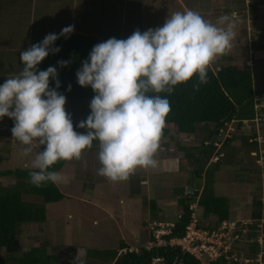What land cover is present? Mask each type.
Masks as SVG:
<instances>
[{"label": "rangeland", "instance_id": "374dc122", "mask_svg": "<svg viewBox=\"0 0 264 264\" xmlns=\"http://www.w3.org/2000/svg\"><path fill=\"white\" fill-rule=\"evenodd\" d=\"M141 1H144V7L139 6ZM189 1L194 2L192 6L182 5L179 0H77L75 9L78 14L74 19L61 12L56 0V5L47 7L51 12L48 25L33 31V34L38 38L44 32L61 31L64 27L72 25L74 33L93 35L102 42L109 38L127 39L136 30L143 33L148 29L161 27L175 11L200 8L198 2L202 0ZM212 5L214 9L211 13L201 16L214 24L221 16L230 17L235 8L238 15L236 20L230 18L236 31L231 50L226 55L218 56L211 66H220L232 61L236 64L251 65L253 90L258 94L261 109L264 107V0H212ZM64 10H70V6L67 5ZM124 23L125 26H121ZM0 30V80H4L22 72L23 64L19 55L24 40L19 38L18 47L14 50L9 45V40L4 38L11 30ZM91 100L66 99L65 110L72 123L87 119L91 112ZM259 112L260 115L254 121H246L241 127V132L247 136L251 137V134L256 132L257 150H252L253 153L250 154V148L236 142V165L233 163V169L223 167L220 172L215 173L217 185L213 186L218 195H225L230 201H236V209H230L231 216L234 214L230 219L235 222L236 233L240 230L239 238L243 241L234 243L235 240L231 239L232 233L231 237L228 236L227 244L232 247L234 243L236 255L241 258L247 256V264H264V217L259 221L251 217L255 210L252 200L255 198H259L263 204L261 213L264 215V112ZM7 118H0V170L32 169L30 164L33 156L25 157L21 154V149L25 146L13 140L7 127ZM174 133L175 128L170 125L167 135L162 136L156 157L176 158L179 162L178 174H150L148 169L138 168L128 180L111 182L97 174L101 167L98 161V141H93V144L96 142L95 147L83 152L81 160L66 161L59 173L68 177V182L56 184L64 198L45 206L44 222L23 223L18 226L17 246L0 247V264L7 257H20L30 248L40 246H43L47 253L65 256L69 262L93 263L95 260L85 254L89 249H117L120 242L128 244L130 249H137L138 245L145 243L149 232L155 233L161 226L162 229H167L169 223L176 221L179 215L177 197L173 191L189 186L187 183L191 178L192 166L188 160L180 158L179 147L199 145L203 136V133H198L193 137L178 136L170 140ZM40 148L37 146L34 152L40 151ZM227 153H230L229 148L225 150L226 155ZM158 166H161V163L156 167ZM12 179L0 177V184L7 185ZM144 179L146 183L142 187L140 181ZM200 181L202 184V179ZM222 183L227 185L226 189L221 186ZM232 184H236V188L231 186ZM151 199L161 211L155 220L151 219L148 205ZM193 207H196L195 204ZM201 213L202 209L196 207L195 215L198 219L201 218ZM201 220L205 226H213L217 221L215 216ZM255 222L258 231H254L250 241H259L261 253L254 257L244 240L250 231L248 227ZM154 244L161 245V239L157 243H146V247Z\"/></svg>", "mask_w": 264, "mask_h": 264}, {"label": "clouds", "instance_id": "9594fccd", "mask_svg": "<svg viewBox=\"0 0 264 264\" xmlns=\"http://www.w3.org/2000/svg\"><path fill=\"white\" fill-rule=\"evenodd\" d=\"M73 31L74 26H66L59 36L50 33L20 52L22 72L0 84V118L14 121L13 140L25 146L23 156H33L29 179L37 187L67 183L68 177L49 169L59 161L81 160L93 141H98L101 165L97 174L111 182L128 180L138 168L156 167L171 111L169 100L159 93L171 94L175 86L194 76L200 84L207 83V70L231 50L236 36L229 16L219 17L214 24L185 9L173 12L156 29L136 30L127 39L109 38L96 44L76 73L79 86H90L95 93L90 115L78 124L87 130L83 134L74 130L65 110L66 97L56 90L60 87L56 68H36L50 51H60L51 45ZM68 63L58 62L61 67ZM50 77L56 80L54 89L49 88ZM37 146L43 150L34 152Z\"/></svg>", "mask_w": 264, "mask_h": 264}, {"label": "trees", "instance_id": "16d2710c", "mask_svg": "<svg viewBox=\"0 0 264 264\" xmlns=\"http://www.w3.org/2000/svg\"><path fill=\"white\" fill-rule=\"evenodd\" d=\"M253 10V8H252ZM61 31H52L35 38L29 43L28 49L43 41L46 35L55 33L59 36ZM102 41L93 35L81 33H71L69 36H60L51 48H59L60 51L49 55L36 66L37 71H44L47 68L55 67L57 70L56 79L59 80L60 87L56 89L63 94L66 99H93L95 93L88 87H81L77 83L76 73L82 68L83 62L87 61L92 48ZM59 61H68L66 67H61ZM4 80H0L3 84ZM71 85V90L68 86ZM49 88H56V80L49 78ZM156 95L155 93H149ZM166 97L171 105V111L166 118L163 130V137L169 132V126L173 125L176 135L193 137L198 133H203L199 145L192 147H179L180 158L186 159L192 166L190 180L185 187L176 188L173 193L177 197V209L179 215L169 233L161 236L164 242L161 245L154 244L146 247V243H156L152 232H149L144 244L138 245L137 249L130 250V246L125 242H120L117 249L87 250L86 255L95 260L93 263L69 262L65 256L47 253L43 246L32 247L20 257H7L1 264H201L192 254L181 249L178 244L170 245L169 241L174 238H182L185 235L186 227L192 220L195 210L190 206L195 204L202 209L201 218L197 217V225L200 228L209 230L216 229L221 223L230 222V202L226 196L217 195L213 189L215 173L223 165L234 163L231 152L225 154L229 145L236 141L250 150H257L256 132L247 136L241 132V127L247 122L254 121L264 112V107L260 109V102L253 90L252 72L247 65L224 64L218 70L211 66L207 70V83L200 84L198 76H194L190 81L174 87L171 94L167 92L159 93ZM233 122L234 131L227 138L222 146L215 152L216 147L208 141L215 139L226 124ZM79 123H73L74 130L78 133L86 134V129H80ZM14 121L7 118V127L11 131ZM96 143V142H95ZM94 143V144H95ZM93 144L92 147H95ZM43 150V146L40 151ZM237 150V148H236ZM222 153L216 161H211L214 154ZM256 156V155H255ZM264 159V158H263ZM66 161H59L49 171L59 172ZM246 170V169H244ZM33 169L17 168L13 170H0V177H12L11 183L0 184V247L12 248L17 246L16 230L23 223H42L46 220L45 206L49 203L58 202L64 198L56 184L46 182L40 187L30 183L29 174ZM195 179H202V184L193 187ZM254 211L251 217L254 220H261L264 215L261 213L263 204L258 199H253ZM151 219L158 218L160 209L154 200H149ZM196 209V208H195ZM215 216L217 221L213 226L202 225L201 219H208ZM264 228V221H263ZM250 230L244 240L249 245L250 252L254 257L261 253V245L258 240H251L254 231H258L256 222L248 227ZM264 230V229H263ZM240 235V230L237 231ZM238 237L234 243L243 241ZM250 241V242H249ZM232 244L229 255H236V246ZM240 255V254H238ZM242 256V255H240ZM236 261L228 262L220 258L211 264H247V256L241 258L237 256Z\"/></svg>", "mask_w": 264, "mask_h": 264}, {"label": "crops", "instance_id": "0c3cea01", "mask_svg": "<svg viewBox=\"0 0 264 264\" xmlns=\"http://www.w3.org/2000/svg\"><path fill=\"white\" fill-rule=\"evenodd\" d=\"M70 1H72V3ZM179 1L181 2L182 5H185V6H192L194 3L193 1H189V0H179ZM8 2H9V4H7ZM76 2H77V0H58L57 5L60 7L61 12L65 13V14H69L71 16V18L73 17L75 19L76 15L78 14V11L75 9ZM186 3H187V5H186ZM204 3H206V5H204ZM142 4H143V6H142ZM188 4H190V5H188ZM201 4H203L202 7H201ZM54 5H56V0H0V29L4 28V29H10L11 30L10 33H8L4 36V38L9 40L8 41L9 45L12 48H14V50H16L18 47L19 38H20V39L24 40V45L22 47H20L21 52L27 50L29 43L36 38V37H34L33 31L46 27L48 25V22L51 20V12H50V9H48L47 7L48 6H54ZM67 5L70 6V10L65 11L64 8L67 7ZM139 6L144 7V1H141L139 3ZM198 6H200V8L199 7H192V9H194V11L200 13L201 15L209 14L214 9V7L212 5V0L199 1ZM245 9L248 10L247 7H245ZM236 11L237 10L235 8L230 13V18L232 20H236V18H237L238 14L236 13ZM217 13H219V12H217ZM139 14H140V12H139ZM3 26H5V27H3ZM121 26H125V23ZM54 31H58V30H54ZM47 33H49V32H44L40 36L47 34ZM72 33H74V32H72ZM232 62H234V61H232ZM232 62H229L228 64L236 65V63H232ZM239 65H243V64H239ZM220 66H218V64H215V66H211V67L213 69L215 68V70H218ZM248 66L251 69V65L248 64ZM257 99L259 100L258 96H257ZM259 102H260V100H259ZM171 136H170V140L176 139V138H178V136H185V135H176L174 133ZM161 148H164V147H161ZM231 148H235V150L232 153H234L233 159H234V163L236 165V161H235L236 160V157H235L236 141L232 142L229 145L230 152L232 150ZM252 153H253V151L250 152V154H252ZM156 160L158 161L157 165L159 163H161V166H158V168L157 167L148 168L150 174H152V173H156V174H160V173L173 174V173H175V174H178L179 162H177L176 158H174L173 156H168V157L166 156V158L164 157L162 159H160V157H158V158L156 157ZM223 167L225 169H229V170L233 169L231 164L223 165V166H221L220 169L222 170ZM161 169H162V171H161ZM220 169L216 173L220 172ZM196 180H197V182H195V183L193 182V187H196L197 184L201 183V181H200L201 179H196ZM198 181H200V182H198ZM145 183H146L145 179L140 181V185L142 187L145 186ZM216 185H217V182L214 179L213 186L215 187ZM221 186L224 189L227 188V185H225L224 183H222ZM231 186L236 188V184H232ZM188 187L189 186H185V189ZM214 191H215V189H214ZM229 202H230V206H231L230 209L232 210L233 207H235L233 209H236V205H235L236 201L232 202L229 200ZM232 204H234L235 206L234 205L232 206ZM232 216H234V214H232ZM231 221H232V219H231Z\"/></svg>", "mask_w": 264, "mask_h": 264}, {"label": "built area", "instance_id": "2783aa9c", "mask_svg": "<svg viewBox=\"0 0 264 264\" xmlns=\"http://www.w3.org/2000/svg\"><path fill=\"white\" fill-rule=\"evenodd\" d=\"M233 122L226 124V128L219 130L215 139L208 141L206 144L212 143L216 150L222 146V143L231 136V132L234 131L232 125ZM223 154H214L211 158V161L218 160L219 157H222ZM190 206L191 209L195 210L196 207ZM172 226V224H170ZM167 229H162L161 226L159 229H156L153 233L156 239V243L159 242L161 236L169 233V227ZM235 222L231 223H221L218 228L209 230L207 228H200L197 225V217L195 212L192 214V220L189 225L186 227L185 235L182 238H174L169 241L170 245L178 244L181 246V249L192 254L201 264H211L214 261H218L220 258L227 260L228 262L236 261L237 257L235 254L229 255V252L232 247H229L228 236L236 240L239 234L235 230ZM231 232V233H230ZM162 244L164 243L161 240ZM157 245V244H156ZM133 250V249H130ZM135 250V249H134ZM247 262V260H245Z\"/></svg>", "mask_w": 264, "mask_h": 264}]
</instances>
